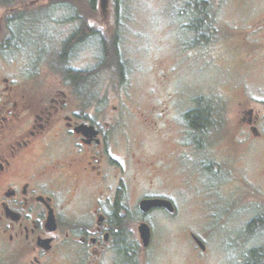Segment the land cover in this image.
<instances>
[{
  "label": "rangeland",
  "instance_id": "obj_1",
  "mask_svg": "<svg viewBox=\"0 0 264 264\" xmlns=\"http://www.w3.org/2000/svg\"><path fill=\"white\" fill-rule=\"evenodd\" d=\"M207 1L210 9L200 32L188 28L195 19L190 11L197 12L193 5L189 7L188 0L0 2V77L20 81L24 87H46L56 85L65 66L90 72L82 91L84 103L98 105L95 109L99 110L102 124L117 116L118 110L114 112L113 107L129 110L122 120L129 125L133 150L151 158L165 148L162 137L171 134H164L162 119L178 121V115L191 108L194 99L200 101L208 96L210 104H218L222 96L228 105L245 99L264 111V54L259 53L264 49V0ZM76 14H83L88 25L97 20L102 35L116 32L115 51L124 75H115V60L102 61L103 53L100 55L92 43L71 50L69 60L62 64L64 42L78 27ZM200 19L194 21L196 26ZM241 80L245 81L243 94L232 90ZM143 115L155 124L144 122L141 127ZM217 135H225V129L218 130ZM246 151L242 150L237 162L248 187L243 189L244 196L252 187L259 190L260 214L264 216V140ZM194 156L181 159L180 165L187 168L191 163L193 170L199 171ZM177 172L174 187L165 188L163 194H174L178 216H147L153 241L149 249L133 255L134 264H264V225L250 228L246 216L251 210H246L243 217L221 220L225 208L236 215L243 205L242 190L234 194L232 201L229 197L218 202L216 221L209 217L211 202L199 190L207 182L199 178L191 186L186 176L182 185V169ZM130 173H135V168ZM167 178L169 185L171 176ZM136 183L134 198L146 192L143 178L138 177ZM205 188L203 192L208 193ZM159 191L154 181L150 193ZM138 213L137 206H133V254L143 248L137 231ZM192 235L204 244V252ZM253 250L258 251L252 254ZM117 263H122L121 257H117Z\"/></svg>",
  "mask_w": 264,
  "mask_h": 264
},
{
  "label": "flooded vegetation",
  "instance_id": "obj_2",
  "mask_svg": "<svg viewBox=\"0 0 264 264\" xmlns=\"http://www.w3.org/2000/svg\"><path fill=\"white\" fill-rule=\"evenodd\" d=\"M76 16L77 30L64 42V61L71 50L86 43L103 53L102 61L108 60L98 21L88 25L83 14ZM1 21L2 15L0 32ZM111 34L116 46V32ZM115 53L110 58L120 77L124 68ZM65 68L54 86L24 87L20 81L0 77V264H118L117 257L121 264H134L133 255L149 249L153 241L147 216H178L174 194L163 191L174 187L179 168L184 175L180 184L186 183V176L191 186L199 178L207 182L199 190L211 202L209 217L218 221V202L229 197L232 201L241 189L243 205L234 216L225 208L221 220L228 222L246 210H251L246 216L249 223L264 218L259 190L252 187L244 196L248 187L237 164L244 148L248 151L264 140L262 109L245 99L229 105L222 96L218 104H210L208 96L194 99L178 121L162 119L164 134H171L162 137L165 148L149 158L133 150L129 125L122 120L129 110L113 107L117 116L102 124L98 105L84 103L82 91L91 73ZM67 70L83 75L74 78ZM244 86L241 80L232 90L243 94ZM198 113L202 121L196 126L191 119ZM144 122L155 124L143 115L141 127ZM224 129L225 135L218 136ZM192 155L199 171L191 163L187 168L180 165L181 159ZM167 176L172 180L169 185ZM138 177L144 179L146 192L134 198ZM154 181L160 189L157 194L150 193ZM148 199L168 201L172 211L161 207L142 212L140 203ZM133 206L139 211L138 225L145 223L151 234L149 245L137 248L135 254L130 248Z\"/></svg>",
  "mask_w": 264,
  "mask_h": 264
},
{
  "label": "trees",
  "instance_id": "obj_3",
  "mask_svg": "<svg viewBox=\"0 0 264 264\" xmlns=\"http://www.w3.org/2000/svg\"><path fill=\"white\" fill-rule=\"evenodd\" d=\"M0 2L3 4H11V3H18V4H21V2H22V0H0ZM77 2V1H76ZM66 5V4H65ZM188 5H190L189 7L192 9L193 7H194V9L197 11V12H195V11H193V10H191L190 11V16H191V18H195L194 19V21H196V19H199V18H201L200 20V25L199 26H196L195 25V22L193 21L192 23H191V25H189V27L188 28H190L192 31H195V32H200L201 31V28L202 27H200V26H203V22H204V19H206L207 18V11H208V9H210V7H209V4H208V1L207 0H188ZM192 5H193V7H192ZM92 6V5H91ZM209 14V13H208ZM195 25V26H194ZM87 32L86 31H84L83 32V34H86ZM112 36V35H111ZM113 37V36H112ZM102 39L104 40V42H105V44H106V48H105V52H104V59L107 57V58H110V57H113V51L115 52V49H116V46H115V44H114V38H111L110 36H106V35H102ZM117 52V51H116ZM116 54V53H115ZM116 56H118L117 54H116ZM60 59H61V61H62V64H64V53H61V55H60ZM110 59H112V58H110ZM105 62H107V61H105ZM119 62V61H118ZM106 64H108V63H106ZM105 65V64H104ZM66 71V70H65ZM70 71V73H72L73 75H74V78H79V77H81V75H83V74H81V73H79V72H74L73 73V71H71V70H67V72H69ZM83 77H85V76H83ZM190 116H192V114H189ZM192 121L191 122H193V124L194 125H200L201 124V121H202V116H201V114L200 113H198V114H196V115H194L193 116V118L191 119ZM263 218V217H262ZM260 219V226L263 228V226L262 225H264V218L263 219ZM259 223H250V228H253L254 226H257ZM256 251H258V250H253L251 253L252 254H255L256 253Z\"/></svg>",
  "mask_w": 264,
  "mask_h": 264
},
{
  "label": "water",
  "instance_id": "obj_4",
  "mask_svg": "<svg viewBox=\"0 0 264 264\" xmlns=\"http://www.w3.org/2000/svg\"><path fill=\"white\" fill-rule=\"evenodd\" d=\"M161 207L172 211V207H171L170 203L168 201H165V200H158V199L143 200V201H141L140 206H139V208L142 212H147L151 208H161ZM137 231H138V237H139L141 246L143 248L147 247L150 243V237H151L149 227L145 223H141V224H139ZM192 239L194 240L197 247L201 251L205 250L204 244L195 235H192Z\"/></svg>",
  "mask_w": 264,
  "mask_h": 264
}]
</instances>
